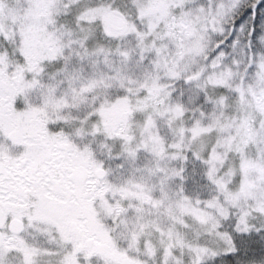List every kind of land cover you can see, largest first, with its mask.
Instances as JSON below:
<instances>
[{"label": "snow or ice", "instance_id": "1", "mask_svg": "<svg viewBox=\"0 0 264 264\" xmlns=\"http://www.w3.org/2000/svg\"><path fill=\"white\" fill-rule=\"evenodd\" d=\"M0 264H264V0H0Z\"/></svg>", "mask_w": 264, "mask_h": 264}]
</instances>
